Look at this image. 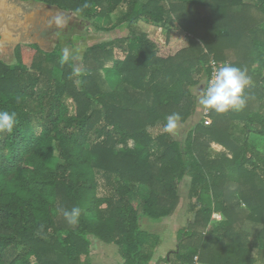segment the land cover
<instances>
[{"label":"trees","instance_id":"1","mask_svg":"<svg viewBox=\"0 0 264 264\" xmlns=\"http://www.w3.org/2000/svg\"><path fill=\"white\" fill-rule=\"evenodd\" d=\"M20 1L70 14L85 3ZM86 2L77 16L94 31L125 35L90 46L79 76L35 45L30 66L22 45L16 64L0 58V110L18 120L0 133V264H82L90 235L124 264H151L162 239L141 220L174 216L185 177L193 217L165 262L264 264V0ZM141 22L166 30L165 42ZM211 60L246 70L248 102L211 111L181 143L164 125L197 112ZM73 207L70 225L62 212Z\"/></svg>","mask_w":264,"mask_h":264},{"label":"rangeland","instance_id":"2","mask_svg":"<svg viewBox=\"0 0 264 264\" xmlns=\"http://www.w3.org/2000/svg\"><path fill=\"white\" fill-rule=\"evenodd\" d=\"M7 2L10 5L9 15L6 17L7 23L0 26V58L9 65L18 62L16 50L21 45L23 46L21 50L22 62L26 66H30L37 49H30L28 45H35L43 52H54L58 57L61 56L64 47L82 49L83 55L94 44L107 42L116 36L125 35V32L120 30L115 33L96 32L92 29V22L42 2H22L20 0H7ZM57 19L60 20L59 25L56 23ZM101 22L99 21V24ZM10 24L16 26L12 27ZM139 25L155 39L162 43L165 42L167 31L163 28L143 22ZM74 65L75 68L80 67L82 71V58L79 61H75ZM201 86H203V83ZM199 88L194 89L197 96V89ZM202 121H204L203 108L198 105L197 112L188 120L187 124L181 125L178 122L176 133L173 134L174 137L184 143L188 133ZM154 132L158 133V131ZM190 183L189 177H185L180 182L179 196L181 201L179 209L174 216L162 220H150L147 218L141 220L144 230L157 234L164 240L163 245L158 250L159 253H163V257H167L166 255L174 247L176 232L186 227L192 220V215L187 211ZM88 217L91 218V216ZM213 218L215 221H221L222 219V217L219 219V216L216 215ZM89 237L91 240L90 255L82 258V264H99L98 261L100 259L108 262L113 260V257H118L122 261L116 245L106 244L91 235ZM106 245L113 246L117 249V252H113V248L104 249Z\"/></svg>","mask_w":264,"mask_h":264},{"label":"clouds","instance_id":"3","mask_svg":"<svg viewBox=\"0 0 264 264\" xmlns=\"http://www.w3.org/2000/svg\"><path fill=\"white\" fill-rule=\"evenodd\" d=\"M89 7L85 3L75 9L74 15H80ZM56 23L59 25L60 20ZM82 49H70L64 47L59 58L61 65L71 64L82 58ZM74 75L81 74L80 67L74 68ZM251 79L246 70L237 66L224 63L213 69L211 78L203 82L202 88L197 89L198 103L205 111H213L217 114H227L229 112H239L243 110L248 102L246 89L250 86ZM181 117L178 113H173L167 117L164 131L175 134L178 122ZM17 114L7 110H0V133L12 134L17 126ZM64 218L70 225L78 224L81 215L79 207H73L70 211L63 210Z\"/></svg>","mask_w":264,"mask_h":264},{"label":"crops","instance_id":"4","mask_svg":"<svg viewBox=\"0 0 264 264\" xmlns=\"http://www.w3.org/2000/svg\"><path fill=\"white\" fill-rule=\"evenodd\" d=\"M140 26V25H139ZM188 123V121L186 122V123H181V125H185V124H187ZM216 216H219V219L221 218V215H216ZM193 217V216H192ZM162 239V238H161ZM163 241L164 240H162V245H163ZM177 241V240H176ZM176 241H174V249L172 248L171 250H170V252L166 255L167 257H163V253H159L158 252V250L160 249V247L162 246H160L158 249H157V252H156V254H155V256H154V258H153V260H152V262H151V264H168V263H166L165 262V259H169V255L172 253V252H174L176 249H177V244H176ZM109 248H113L114 250H113V252H117V249L116 248H114L113 246H111V245H106L105 246V248L104 249H109ZM118 252H119V248H118ZM105 255H107L106 253H105ZM120 255V254H119ZM116 256V255H115ZM114 259L113 260H111V261H108V262H105L106 260H102V259H100L98 262H99V264H124V261H123V259H122V257H121V259H122V261L120 260V258H118V257H113ZM257 264H260V262L259 263H257Z\"/></svg>","mask_w":264,"mask_h":264},{"label":"bare ground","instance_id":"5","mask_svg":"<svg viewBox=\"0 0 264 264\" xmlns=\"http://www.w3.org/2000/svg\"><path fill=\"white\" fill-rule=\"evenodd\" d=\"M9 9L10 5L7 0H0V26L7 23L6 17L9 15ZM10 26L15 27L16 25L10 24Z\"/></svg>","mask_w":264,"mask_h":264},{"label":"built area","instance_id":"6","mask_svg":"<svg viewBox=\"0 0 264 264\" xmlns=\"http://www.w3.org/2000/svg\"><path fill=\"white\" fill-rule=\"evenodd\" d=\"M220 65H222V63H219V62H217L215 60H211L210 61L209 66L211 68V75H212L213 69L216 68V67H218V66H220ZM211 75H210V78H211ZM210 113H211V111H205L203 109L204 121H205V124L206 125H210L211 124V119L209 117Z\"/></svg>","mask_w":264,"mask_h":264}]
</instances>
